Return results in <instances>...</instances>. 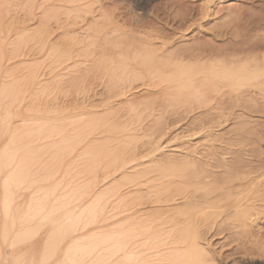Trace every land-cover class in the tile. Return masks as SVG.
I'll return each mask as SVG.
<instances>
[{
  "label": "rangeland",
  "instance_id": "obj_1",
  "mask_svg": "<svg viewBox=\"0 0 264 264\" xmlns=\"http://www.w3.org/2000/svg\"><path fill=\"white\" fill-rule=\"evenodd\" d=\"M28 1L0 0V34L2 33L0 38H3L8 43L7 48H5L4 72L2 77H0V84L6 83V81L22 82L28 74L30 75L33 72L37 77L36 82H40L39 86L33 84V86L30 85V87L26 88L28 97L36 98V109L40 110V112L34 113L31 111L26 113V115L49 119L74 113L75 116L84 114L88 119L93 118L92 121L97 124L96 129L98 130L95 129L91 133V139H99L98 141L101 140L103 143L110 142L111 153L118 151L119 147L121 150L122 147L125 153H131L137 159L150 160L151 163H154L153 166L156 165V167L158 165L161 168L164 166L161 170L159 169L160 167L158 168L160 170L159 173H169L168 176H172L168 177L169 179L167 178L166 181L170 180V184L174 188L177 186L178 192L180 190L179 187L182 185L183 188L185 185L186 187L183 188L185 191L183 190L182 192H191L189 197L195 198L199 203L198 205L201 206L206 205L202 201L204 197L210 199L214 197V193L218 191H216V187H225L221 180L226 176L225 173L230 171L231 166L237 165V169L239 167L241 169H239L238 173L239 178L242 179L243 177L245 179V183L238 190L251 189L250 192L252 193L249 192L248 195L251 197L250 202L254 208L250 213L254 216L255 223L248 222L246 227L236 226L230 218L231 214L224 212L215 223L205 224V226L203 223L201 225L202 227H200L199 231L202 242L210 250L212 258L221 263H223V257L231 255L232 252H236L235 255H238V253L243 254L247 249L262 250V247L264 248V93L260 94V92L257 90L253 91L250 87L247 90L245 89L247 87L242 86L240 88L239 85H234L240 83L235 81L237 80L236 78H231L234 74L232 71L231 77L223 78L222 76H226L225 73L227 72L224 70L220 73L221 69H219L218 72L221 75L219 73V75L212 74L210 78V70L217 61L224 64L219 68L231 66L230 68L232 69L239 68L243 62L247 59L250 60V58H253V60L259 59V62L263 61L264 0H223L222 2H214L211 7L212 13L210 12L208 18L201 20V23L199 22L201 18L200 10L207 4L206 0H91V2L93 1L92 9L93 11L95 10L96 15L91 14L93 13L92 11L90 16L88 15L84 21L79 19L78 23L74 24L75 26L73 27L80 40L88 39L83 40L85 43L82 44L96 45V52L88 56L85 50L84 54H82L83 56L75 57L77 62L75 59L70 60V63L67 61L61 64L63 65L62 67L58 65L59 63L55 64L49 59V46L51 45L50 48L53 47L55 49L53 50L52 48V51L56 52L51 53L52 55L54 54L53 57L58 55L59 52L65 53L68 51L69 47L67 48L64 43L61 44V42L65 41L64 33L53 27L50 30L51 38L49 44V20L48 24L46 23L48 27L46 26L45 28L43 25H45L46 20L42 16V10L39 9L40 6L43 7L40 5L43 0H35L36 2L30 0L34 4ZM98 12H102L103 15H99ZM188 16L191 17L189 18ZM99 17L102 19L100 20ZM95 21H99L101 32L91 29L92 26L93 28L96 27ZM98 24L97 26H99ZM42 26L45 30L43 28L41 30L40 27ZM190 26L192 27L189 33H186V28ZM25 27H30L28 28L30 32L28 29L25 30ZM103 29L106 31L104 32ZM112 30L115 32L119 31L116 33L119 34V37L121 36L120 39H123L121 40L122 43H125L123 44L124 48L121 46L124 53L129 49L132 53L134 52V55H137L136 57L140 56L138 59L135 57L136 61L141 62L142 58L153 54V56L159 57H157V60L159 59V64L162 66V64L165 65V62L168 63L165 60L167 58H171V61L177 63L176 61L183 57V60L181 58L183 62L185 61L188 65L191 64L192 73L194 71L197 73L198 71L201 72L202 74L200 73L198 78L199 76L201 78L203 73L208 75L207 80L209 82L206 80L207 77L203 76L205 77V80L202 79L203 87L199 86L202 85L200 80L201 83H196L197 87H199L197 89L195 84L194 87H190L191 90L185 88L182 91L181 88L176 87L177 89H172L170 92L166 88V83L163 84L159 78H154L156 79L154 80L149 76V73L145 70L146 68H144L147 64L143 67L141 66L142 64L139 65V71L137 72H144L141 77L139 75L137 78L133 76L127 78L118 71L115 76H110L111 73L106 71L104 73V71L96 67V64L97 61L99 62L102 59L101 56L104 55L101 53L108 48V39L110 40L111 38L109 33ZM96 33L97 35H95ZM116 33L112 35L117 38ZM88 35L93 38L89 39ZM90 41L94 43H90ZM96 43L100 44L97 45ZM56 49H59V51H56ZM254 52L257 54L255 55ZM233 53L236 54L233 55ZM118 55L116 54L120 60H123L127 54ZM120 55L123 56L120 57ZM109 56L111 55L109 54L106 57ZM113 56L116 57L114 54ZM160 57L162 61H160ZM197 57L199 58L197 59ZM225 60L229 61L225 63ZM219 62L216 65L219 64L221 66ZM66 64L67 67H64ZM104 64H107V62L103 63V66ZM159 64H156V66L159 67ZM149 65L147 66L149 67ZM216 65H214L215 69H218ZM171 67L174 68L173 65ZM52 68L56 69L53 70ZM163 69L165 70V68ZM135 70L132 69L131 72L135 73ZM228 71L227 74L229 75L230 70L228 69ZM215 85H217V88L222 85L221 88L223 89H220L222 92L220 90H218L220 93L211 92ZM41 87H43V92L40 90ZM193 88L196 89V92H193ZM37 92L39 93L38 97L36 95ZM208 92H210V95ZM3 110L4 107L1 108L0 113ZM19 120L20 118L14 119L17 122ZM16 126H20V123H16ZM8 139L6 134L0 136V147L6 145ZM228 143H234L239 148L236 147L235 152L225 151L223 147ZM238 143H240L239 146ZM159 146L161 147L160 149ZM215 148L218 149L217 154L212 152V149ZM156 149L159 150L157 151ZM48 157L45 155L43 160L49 161ZM212 158L219 163L222 162L220 167H213ZM77 159L80 162L79 158ZM155 162H158V165ZM76 163L77 161L72 164L74 165L73 167L76 166ZM151 163L149 164L151 165ZM188 163L193 166H187V169L182 168ZM172 165H175L176 168ZM167 168H174L176 172L173 173V170L168 171ZM177 168L180 169L178 170ZM182 169H185V171ZM210 174L211 176L214 174L215 177L212 178H221L219 185L216 184L215 186L213 184V186L212 178L208 180L206 178V181H204V178L208 177V175L210 176ZM191 175L195 176L191 177ZM260 175L261 178H259ZM82 176L79 175L75 179H80ZM102 176L103 174H100V181L105 178ZM107 176L111 179L112 174ZM67 179L69 177L64 180ZM253 181L255 182L254 185H252ZM233 184L236 183L233 182ZM106 185H109V181ZM99 186L102 185L100 184ZM230 186L233 187L232 184ZM179 197L178 199H180ZM177 203H179L178 206L180 208L181 204L184 206L185 201L179 200ZM254 259H259V257L254 256ZM260 260L264 263V258H260Z\"/></svg>",
  "mask_w": 264,
  "mask_h": 264
},
{
  "label": "bare ground",
  "instance_id": "obj_2",
  "mask_svg": "<svg viewBox=\"0 0 264 264\" xmlns=\"http://www.w3.org/2000/svg\"><path fill=\"white\" fill-rule=\"evenodd\" d=\"M43 1L40 3L43 7L40 6L39 9L42 10V16L46 20L45 25H43L45 28L49 20V44L51 38L50 30L56 27V30H61V33L65 35V41L61 42V44L64 43L67 48L69 47L68 51L65 48V53L59 52L58 54L57 52L58 55L55 54L56 56L53 57L54 54L52 55L51 53L55 51H52L53 47L50 48V45L49 59L52 62L55 64L59 63L58 65L62 67L63 65L61 64L75 59L76 56L81 57L85 50L88 56L96 52V45L82 44L85 43L83 40L88 39L85 37L86 39L80 40L73 27L75 26L74 24L78 23L79 19L80 21H84L88 15L90 16V13L93 11V1ZM217 1L222 2L223 0L205 1L207 4L200 10L201 18L199 22L204 18H208L212 4ZM28 2L32 3L30 0ZM95 13L94 10L91 14ZM98 13L101 16L103 15L102 12ZM98 22L95 21L96 27L93 28L92 26L91 29L101 32V26ZM43 26L40 27L41 30H45ZM102 26L104 27V25ZM191 27H187L185 32L189 33ZM28 28L25 27L24 29L27 30ZM111 32L115 34L119 31L115 32L112 30ZM111 32L109 33L111 36L108 34L111 37L110 40L108 39L109 45L107 46L109 49H103L104 52L101 51V54L104 55H100L102 59L99 62L97 61L96 64V67L100 68L104 73H111V75L109 74L110 76H115L118 71L127 78L129 76L137 78L139 75L141 77V74L144 72H137L139 71V65L142 64L141 66L143 67L150 63L151 66L149 65L148 67L146 65L144 67L146 68V72L149 73L152 79L159 78L163 84L166 83V88L169 91L177 89L176 87L181 88L182 91L185 88L190 89V87H194L200 80L202 85L199 86L203 87L204 83L202 79L205 80L203 76L207 77L208 75L203 73L201 78L199 76L200 79L198 75L201 72L198 71L197 73L194 71L193 75L191 64L188 65L185 61L183 62V57H181L182 60L180 58V62L176 61L177 63L171 61V58H167L165 60L168 63L164 61L165 65L162 64L161 66L158 61L159 59L157 60L158 56L156 57L152 54V56L142 58L141 62L137 60V63L136 58L138 59L140 56L136 57L137 55H134V52L132 53L129 49H126L128 52L125 50L126 52L124 53L123 44L125 43L121 41L123 39H120L121 36L119 37L117 33L118 37L116 38L115 35L113 37V33ZM88 38L91 39L93 37L88 35ZM92 42L90 41V43ZM7 44L3 38H0V77H2L4 72L5 48H7ZM15 48L17 49L16 46ZM93 48L94 50H92ZM53 50L55 49L53 48ZM56 51H59V49H56ZM236 53H233V55ZM109 54L111 56L106 57ZM113 54L115 56L116 54L127 55L126 59L120 60L119 57H114ZM85 55L84 57H86ZM123 55H120V57ZM108 59L110 61H106ZM156 60L158 63H156ZM160 61H162V58ZM188 61L190 62L189 59ZM227 61L225 60V63ZM105 62L107 64L103 66ZM216 63L212 64L216 65ZM219 63L221 64V62ZM156 64H159V67ZM222 64L221 66L219 64L216 65L218 69H215L216 67L213 65L210 70V78L212 74L219 75L224 70L228 73L229 69L230 73L232 71L234 74L229 73L228 75L225 73L226 76H222L223 78L231 77L233 74L231 78H236L237 80H234L240 83L234 85H239L240 88L242 86L247 87L245 88L247 90L250 87L253 91L257 90L260 94L264 93V59L260 62L259 59H247L241 66L238 65V70L230 68L231 66L219 68L222 67ZM172 65L174 68L171 67ZM64 67H67V64ZM170 68L172 69L170 70ZM62 69L64 70V68ZM130 69H136L137 73L131 72ZM219 69L222 70H220V73L218 72ZM24 79L22 82L6 81V83L0 84V111L4 107L3 112L0 113V136L6 134L9 138L7 144L0 147V264H264L260 260V258H264V248L262 246V250L247 249L243 254L240 253L241 255L239 253L235 255L236 252H232L231 255L223 257V263L219 262L212 258L210 250L202 242L199 231L203 223L204 226L205 224L215 223L224 212L231 214L230 218L236 226L246 227L248 226V222L255 223V218L250 213L254 208L250 202L251 197L248 195L251 189L238 190L245 183V179L243 177L240 179L238 175L240 167L237 169V165L231 166L230 171L225 173L226 176L222 180L221 178H212L215 177L214 174L211 176L212 173L210 176H206L204 181H206V178L207 180L212 178V185H219V180H221L223 186L229 187L232 184L233 187H216V191H218L214 193V197L212 199L204 197L202 201L206 205H198L199 203L195 198L189 197L191 192H182L183 188L186 187L185 185L183 188L181 185L178 192L177 186L174 188L170 184V180L166 181L169 173L163 174V171V173H159L164 166L161 168L157 164L158 162H155L158 165L157 167L156 165L153 166L154 163H151L150 160L137 159L131 153H125L122 147L121 150L123 151L119 147L120 151L111 153V148H109L110 142L103 143L101 140L98 141L99 139H91V133L97 128V124H94L95 122L92 121L93 118L89 117L90 119H88L84 114V116H75L74 113L49 119L27 116L26 113L28 112L39 113L40 110L36 109V98L33 97L32 99L28 97V90L26 91V88L30 87V85L33 86V84L39 86L40 82H36L37 77L34 72L30 75L28 74ZM217 85H215V88L213 87L211 92H222L220 90L223 89L221 88L222 85L220 88H217ZM195 88H199L197 84ZM195 88L192 89L193 92L196 90ZM40 90L43 92V87ZM208 93L210 95V92ZM36 95L38 97L39 93L37 92ZM249 96L251 95L249 94ZM16 118H20L19 122L14 121ZM16 123H20V126L17 127ZM236 147V144L228 143L225 144L223 149L228 152H235ZM159 149L156 150L158 151ZM212 152L213 154H217L218 149H212ZM45 155L49 156V161L43 160ZM77 158H79L80 162H78ZM76 161V166L73 167L74 165L72 164H75ZM211 163L213 167L218 168L222 162L219 163L212 158ZM188 164L182 168L191 166L193 162L191 165ZM71 165L72 167H70ZM197 165L199 164L197 163ZM172 166L176 168L175 165ZM177 166L179 165L177 164ZM174 168H167V170H173L172 172L174 173L176 172ZM199 173L201 172L199 171ZM100 174H103L102 177H105L102 181H100ZM109 174H112L111 179L107 176ZM79 175L83 176L80 179H75ZM68 177V181L64 180ZM259 178H261V175ZM108 181L109 185H106ZM233 182L236 184H233ZM100 184L102 186H99ZM254 184L255 182L253 181L252 185ZM178 196H180V199H178ZM179 200L185 201L184 206L181 204L180 208L178 206L179 203H177ZM196 202L197 204H195ZM254 256L259 257V259H254Z\"/></svg>",
  "mask_w": 264,
  "mask_h": 264
}]
</instances>
